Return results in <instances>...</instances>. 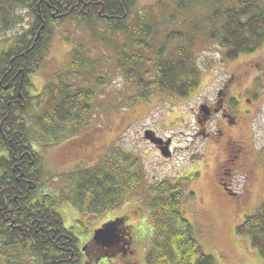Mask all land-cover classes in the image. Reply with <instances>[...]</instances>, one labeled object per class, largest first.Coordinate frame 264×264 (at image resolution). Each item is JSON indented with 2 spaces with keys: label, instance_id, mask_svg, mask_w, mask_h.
I'll list each match as a JSON object with an SVG mask.
<instances>
[{
  "label": "trees",
  "instance_id": "obj_1",
  "mask_svg": "<svg viewBox=\"0 0 264 264\" xmlns=\"http://www.w3.org/2000/svg\"><path fill=\"white\" fill-rule=\"evenodd\" d=\"M137 1L17 0L29 9L32 22L0 52V264H79L84 255L79 238L65 227L59 212L63 199L42 191L43 160L33 144L57 141L67 131L87 126L98 98L96 86H106L111 71L93 70L91 49L80 43L46 80L41 94L33 93L32 75L48 54L54 24L70 21L83 28L78 31L91 33L100 22L112 35L125 37L121 46L116 45L117 67L125 68L127 81L138 89L127 100L128 106L148 101L155 93L189 97L196 92L201 82L194 59L198 40H217L226 59L250 54L264 44L262 0H172L174 6L169 9L165 0H159L139 12L135 11ZM192 5L201 13L190 12ZM158 15L162 20L157 21ZM42 25L46 28L38 35ZM151 38L164 39L151 47ZM176 42L177 48H171ZM88 70L96 84L93 88L78 81ZM236 102L231 100L232 105ZM114 151L93 168L66 172L71 173L66 176L73 183L68 189L73 205L81 213L115 210L146 185L140 197L152 233L148 235L145 223L136 233L139 224L120 225L117 218L123 213L103 226L121 230L134 244L135 235L145 236L147 264H218L204 250L182 210L186 198L182 183L169 179L145 183L140 156ZM236 231L250 237L264 257V201ZM89 241L96 243L93 238ZM107 253L114 254L101 249L91 260L103 264Z\"/></svg>",
  "mask_w": 264,
  "mask_h": 264
},
{
  "label": "rangeland",
  "instance_id": "obj_2",
  "mask_svg": "<svg viewBox=\"0 0 264 264\" xmlns=\"http://www.w3.org/2000/svg\"><path fill=\"white\" fill-rule=\"evenodd\" d=\"M156 1L159 0H138L135 11L144 10ZM165 2L167 9L174 6L172 0ZM193 7L190 12L199 11ZM156 18L162 20L161 15ZM31 22L30 13L24 7L0 2V52ZM81 29L70 21L54 24L48 54L32 75L33 93L39 95L47 85L46 80L60 70L73 47L80 43L91 49L93 70L100 68V73H104L109 68L111 71L104 87L93 83L91 70L78 79L87 87L96 86L97 90V102L87 117V126L77 132L67 131L57 141L33 144L43 160L42 191L63 199L59 212L65 227L79 238V246L84 249L83 245L93 238L97 228L116 220L121 213L124 217L117 218L120 225L139 224L134 228L136 233L139 228L144 229L145 223L148 235L153 232L140 197L146 185L118 209L102 213H81L68 199L73 194H68L73 183L66 176L71 173L66 172L93 168L114 150H122L140 156L145 183L160 179L182 183L186 197L182 210L193 224L204 250L218 264H264V257L252 246L250 237L236 231L246 216L258 212L264 201V44L250 54L226 59L225 50L217 40L207 43L198 40L194 59L201 70V82L196 92L189 97L155 93L148 101L138 100L128 106L127 100L136 96L138 89L127 81L125 68L117 67L116 45L121 46L125 37L112 35L100 22L91 33L86 29L78 31ZM163 39L151 38L148 42L153 47ZM176 45L177 42L170 47L176 49ZM107 54L114 57L109 58ZM224 83L231 84L229 95L237 100L236 105L229 107L235 118L221 116L220 110L211 116V108L205 104L217 97ZM200 121H204L202 126ZM148 130H154L165 143L170 141L172 159L162 152L169 153V150H160L144 137ZM233 140L244 144L249 151L251 164L244 170L240 163L232 162ZM165 143L162 145L166 148ZM135 237L134 260L147 264V239ZM111 259L103 264H127L121 257ZM89 263L101 264L91 259L88 262L86 255H82L79 264Z\"/></svg>",
  "mask_w": 264,
  "mask_h": 264
},
{
  "label": "flooded vegetation",
  "instance_id": "obj_3",
  "mask_svg": "<svg viewBox=\"0 0 264 264\" xmlns=\"http://www.w3.org/2000/svg\"><path fill=\"white\" fill-rule=\"evenodd\" d=\"M0 1L2 2L4 0H0ZM5 1L11 2L9 0H5ZM13 3L14 4L17 3V5L19 4L17 2V0L13 1ZM25 9H27L29 11V9L27 7ZM45 28H46L45 25H42L41 30L38 32V35L41 34V32L44 31ZM11 83L12 82H9L5 88L9 89L11 86ZM230 86H231V84L224 83L222 85V87L218 90V95L215 98L216 100L214 99L215 102H214V100L212 102H205V104H207L211 108V116H215L216 113L220 110V113L222 114L221 116H223V117L230 116L232 118H235L234 116H231L230 113H233V112L230 111V109H229L232 98L236 99V97L229 95ZM221 116L218 119L219 121L223 120V118ZM203 123H204V121H200L201 126L203 125ZM228 126H230V125H228ZM225 131H220V132H222V134H224ZM162 144L163 143L158 144V148L160 150H164V149L167 150L165 148V146H163ZM89 146L87 147V151H88ZM230 146H231L230 152L233 154L232 155L233 164H235L236 162L240 163L241 168L243 170L247 167H250L249 165L251 164V161L249 160L250 158L248 157L249 151H248L247 147L244 144L237 142L235 140H233L231 142ZM169 152H171V151H169ZM170 156H171L170 159H172L174 156L173 152L171 153ZM229 172L231 173L232 171H229ZM115 230H116V237H115L116 240L111 245H107V246L99 245L98 242L94 243L95 245H93L90 242L89 244L86 245V249L83 251L84 255H86V257L88 259H93L92 257H96L100 253L101 249H106L109 251H113L114 254L111 253V256H106V255H109V254H106L103 263H106V261H113L111 259V257H113V258L114 257H121L122 261H124V263L138 264V261L134 260L135 248L133 245V243H134L133 240H131L130 237L127 239L125 237H123V235L121 234V230H117V229H115ZM87 250H89L88 251L89 253L86 252Z\"/></svg>",
  "mask_w": 264,
  "mask_h": 264
},
{
  "label": "water",
  "instance_id": "obj_4",
  "mask_svg": "<svg viewBox=\"0 0 264 264\" xmlns=\"http://www.w3.org/2000/svg\"><path fill=\"white\" fill-rule=\"evenodd\" d=\"M145 137L149 141H151L154 144H161L164 143L163 139L158 138L155 134L154 131L148 130L145 132ZM166 149L169 150V145L170 141H167L165 143ZM164 155H168L169 153L166 151H162ZM170 155V154H169ZM114 229L112 227H101L96 230L95 235H94V240L97 241L98 243L107 246L112 244L115 239H114Z\"/></svg>",
  "mask_w": 264,
  "mask_h": 264
}]
</instances>
